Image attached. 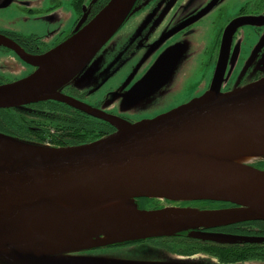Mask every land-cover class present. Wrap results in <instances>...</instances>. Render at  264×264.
<instances>
[{
  "label": "water",
  "instance_id": "obj_1",
  "mask_svg": "<svg viewBox=\"0 0 264 264\" xmlns=\"http://www.w3.org/2000/svg\"><path fill=\"white\" fill-rule=\"evenodd\" d=\"M136 1L109 0L67 41L36 60L35 74L0 86V110L55 101L116 128L92 143L61 148L0 134V264H138L87 260L78 254L109 244L185 232L205 240L251 242L255 238L200 230L264 223V171L253 167L264 161V78L228 93L211 90L167 114L133 125L60 94L135 11ZM2 45L12 47L0 37ZM156 68L149 72L150 79ZM146 80L145 76L130 97L138 96ZM214 145L241 148L254 157L236 162L197 157L205 147ZM65 197L124 201L132 208L119 214H85L56 201ZM140 199L218 202L231 207L146 210L138 209ZM43 217L49 226L47 233L88 238L91 243L59 245L45 233L32 232L30 222ZM152 231L163 232L140 236ZM109 236L131 238L108 242ZM98 240V245L92 244Z\"/></svg>",
  "mask_w": 264,
  "mask_h": 264
},
{
  "label": "flooded vegetation",
  "instance_id": "obj_2",
  "mask_svg": "<svg viewBox=\"0 0 264 264\" xmlns=\"http://www.w3.org/2000/svg\"><path fill=\"white\" fill-rule=\"evenodd\" d=\"M108 1L72 0L71 14L75 18L72 29L65 33L62 29L55 32L48 25V18L61 10L60 0H0V37L12 43V47L0 46V86L35 74L36 60L67 41L78 26L84 27ZM13 7L15 10L10 11ZM208 7V11L205 10ZM133 10L111 40L80 72V79L76 83L70 81L59 90L61 95L133 125L167 114L211 90L228 93L264 78V0H137ZM36 15H43L42 22H47L30 35H23L20 29L9 28L3 22L15 20L19 25L30 24L41 19ZM194 18L197 19L168 35ZM155 67L150 79L149 72ZM145 76L147 80L139 87L138 96L130 97ZM13 111L26 121H37L38 125L29 127L32 124L29 122L26 128L17 127L8 132L10 137L26 142L42 141L49 147L92 143L116 131L110 123L61 102H38ZM53 119L63 125L56 126ZM83 138L86 141L80 142ZM140 203L141 199L137 201ZM199 203L163 204L180 208L204 207ZM151 206L162 209L159 202ZM218 229L202 232L233 235ZM183 237L170 240L185 242ZM178 247L184 248V245L179 243ZM110 248H121L125 255H130L128 259L116 261L138 264H167V253L185 257L197 253L213 256L204 250L186 254L179 248L172 251L164 237L109 244L85 250L78 256L110 261L113 259L108 260L98 253Z\"/></svg>",
  "mask_w": 264,
  "mask_h": 264
},
{
  "label": "trees",
  "instance_id": "obj_3",
  "mask_svg": "<svg viewBox=\"0 0 264 264\" xmlns=\"http://www.w3.org/2000/svg\"><path fill=\"white\" fill-rule=\"evenodd\" d=\"M15 110V109H14ZM54 120V124L56 126L63 125V122L58 123L57 120ZM29 122H32L29 127H36L38 125L37 121L32 120H25L22 116L18 115L11 109H5L0 110V132L3 133L5 136L8 134V132L14 131L17 127H25V125H28ZM72 124V123H71ZM36 125V126H34ZM73 127V126H72ZM55 128V127H54ZM74 128V127H73ZM10 137V134L7 135ZM13 138V137H10ZM93 137L92 139H94ZM16 139V138H13ZM18 139V138H17ZM16 139V140H17ZM20 140V139H18ZM23 142H26L24 140H20ZM80 142L86 141V138L79 139ZM34 144H43L44 142H30ZM26 142V143H28ZM253 167L257 170L264 171V161H258L257 163L253 164ZM154 200H147V199H141V203L137 204L138 209H146L151 210L153 207ZM198 205L204 206L200 208L201 210L204 209H211V210H217L221 208L231 207V205H226L223 203H213V202H200ZM151 206V207H150ZM155 207V206H154ZM150 208V209H147ZM222 228V229H221ZM218 230H221V232L226 234H233L237 236H246V237H252L255 238V240L251 242H221V241H214V240H205L201 238H193L189 236V232L181 233V234H175L171 237H165L164 241L167 243V246L172 250H177L178 248L182 251V253L187 252H195L197 250H204L205 252L211 253L217 260H219L223 264H239L242 261L247 260H264V223L261 222H250L245 224H239V225H228L227 227H221ZM200 231H206V230H200ZM214 231V230H213ZM184 236L183 238L185 242H179L177 240H170L172 238H175L176 236ZM162 238V237H161ZM182 243L184 245V248L178 247V244ZM185 251V252H184Z\"/></svg>",
  "mask_w": 264,
  "mask_h": 264
},
{
  "label": "bare ground",
  "instance_id": "obj_4",
  "mask_svg": "<svg viewBox=\"0 0 264 264\" xmlns=\"http://www.w3.org/2000/svg\"><path fill=\"white\" fill-rule=\"evenodd\" d=\"M241 149V148H240ZM239 148H231L229 146H221V145H214L210 147H205L203 151H200L198 154V158L204 159H212V160H219V161H229V162H236L242 159H247V157H254L250 155V153L240 150ZM61 206H65L66 208L72 211H79L87 213H94L97 214H119V212H128L132 208L130 204L124 201H90V200H81L80 198H69L65 197L64 199H57L56 200ZM162 202V201H161ZM31 231L36 233H45L47 235V239L53 243H57L59 245H88L91 243L90 239H83L79 236H71L69 234H60V233H47L50 232L48 229V224H46L44 217L33 219L30 222ZM163 231H152L149 233H142L140 236L146 235H153L156 233H162ZM135 237V236H134ZM123 238H131V237H112L109 236L106 240L109 242L113 241H120Z\"/></svg>",
  "mask_w": 264,
  "mask_h": 264
},
{
  "label": "rangeland",
  "instance_id": "obj_5",
  "mask_svg": "<svg viewBox=\"0 0 264 264\" xmlns=\"http://www.w3.org/2000/svg\"><path fill=\"white\" fill-rule=\"evenodd\" d=\"M71 1L72 0H60L59 6H60L61 10L55 16L48 18V25L55 32L58 29H62L65 31V33H67L72 29L71 25H72V21L75 18V16L73 14H71V12L73 10L72 9L73 6L71 5ZM12 10H15V7L11 8L10 11H12ZM36 16L41 18V19H38L35 22L33 20H31L34 23H30V24H24L23 23L22 25H19L17 23V21H15V20H12V21L3 20V22H5L7 24V27H9V28L15 27L17 29H20L22 31L21 34H23V35H30L31 33H34L36 31L40 30L41 25L44 27L45 26L44 24L47 22V20H45L46 22L45 21L42 22L43 15H36ZM20 18L23 19V17L21 15H20ZM26 26H28V27H26ZM80 77H81V74L79 77L75 78L71 82L76 83L77 80L80 79ZM163 203H164V201H162V202L159 201V204H161V208L162 207H168V206H165ZM98 242H99V240L96 242H92V244L98 245L99 244ZM98 253L108 260H110V259L121 260V259H128L130 257V255H128V254L125 255L121 248L120 249H117V248L101 249L98 251ZM166 263H171V264H223L219 260H217L214 256H211L209 254L208 255L203 254V253H197L196 255L186 256V257L181 256V255L180 256L170 255L167 253L166 254ZM239 264H264V260L259 261V260L252 259V260H247L245 262H241Z\"/></svg>",
  "mask_w": 264,
  "mask_h": 264
}]
</instances>
